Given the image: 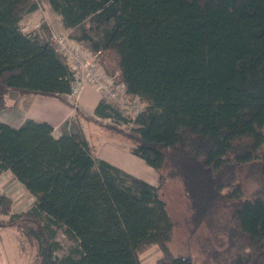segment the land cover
Instances as JSON below:
<instances>
[{
  "label": "trees",
  "instance_id": "obj_1",
  "mask_svg": "<svg viewBox=\"0 0 264 264\" xmlns=\"http://www.w3.org/2000/svg\"><path fill=\"white\" fill-rule=\"evenodd\" d=\"M48 2L66 37L124 85L123 100L142 104L131 119L100 99L93 115L112 121L103 125L129 139L158 183L93 153L77 120L84 114L64 98L73 84L67 56L45 20L22 23L37 2L0 0V113L11 92L74 108L62 133L45 121L0 120V175L33 197L13 212L0 191V221L35 247L36 264H141L153 246L155 264H195L168 246L174 221L163 189L179 179L193 226L229 210L214 264H264V185L245 196L238 183L240 167L257 159L264 183V0ZM58 232L74 242L60 257Z\"/></svg>",
  "mask_w": 264,
  "mask_h": 264
},
{
  "label": "rangeland",
  "instance_id": "obj_2",
  "mask_svg": "<svg viewBox=\"0 0 264 264\" xmlns=\"http://www.w3.org/2000/svg\"><path fill=\"white\" fill-rule=\"evenodd\" d=\"M35 1L38 4V10L24 15L22 18L25 29L34 28L41 20H45L54 36L66 37V32L61 27L60 17L53 11L48 0ZM82 51L86 52V56L90 54L83 49ZM93 61L96 62V59L93 58ZM108 61V64L113 66L112 60L108 59ZM96 64L98 63L96 62ZM87 84L93 85L98 91L94 83H86L85 85ZM110 103L117 106L123 115L131 119L142 108V104L138 101L122 100L120 105L115 102ZM87 117L90 120L93 119V115L90 113H87ZM0 119H2L1 113ZM95 120L96 123L91 122L84 129L86 140L93 153L118 168L126 169L134 177L151 180L156 185L158 174L142 159L128 150L129 139L103 125V123L112 121ZM126 126L130 128L129 125ZM66 128L71 130V123L67 127L64 124L63 130L66 131ZM9 178L7 174L0 175V191L7 192L12 198L13 212H20L32 203L33 197L17 181H8ZM238 183L242 186L245 196H249L252 191L264 185L260 159L240 167ZM163 198L166 202L167 211L174 221L172 237L168 242L172 254L190 256L195 264H214L216 258L221 254L223 244L226 242L223 232L225 233L228 228L229 210L222 208L215 216L211 217V220L207 218L199 225L193 226L188 217L190 213L188 201L179 179L166 182ZM3 219L0 221V264H36L35 247L29 241L24 240L14 226L4 222ZM57 240L61 244V249L56 253L58 257L66 254L69 248L74 246V242L67 239L61 232H58ZM160 255L161 252L158 247H150L140 255L141 264H155Z\"/></svg>",
  "mask_w": 264,
  "mask_h": 264
},
{
  "label": "crops",
  "instance_id": "obj_3",
  "mask_svg": "<svg viewBox=\"0 0 264 264\" xmlns=\"http://www.w3.org/2000/svg\"><path fill=\"white\" fill-rule=\"evenodd\" d=\"M64 98L74 103L79 109L80 113L86 116L85 117L82 115L77 117V120L79 119L78 122L81 131L85 137L84 129L86 128L87 124L95 122V119H98L94 117L93 113L95 106L101 99L99 92L93 85L87 84L81 88L79 92L75 93L74 95H67V97L64 96ZM9 100L12 106L9 109L1 112L2 119L0 120L14 126L22 124L27 119H32L38 122H48L53 126L54 132L62 133L65 131L63 130L65 122L70 121V118L74 114V108L69 107L63 101L56 98H48L39 95L20 96L15 92H11L9 95ZM87 113L93 115V119H91L93 121L87 117ZM67 129L68 128H66V130ZM120 169L129 173L126 169ZM6 174L9 176L8 173ZM143 180L154 185L151 180Z\"/></svg>",
  "mask_w": 264,
  "mask_h": 264
},
{
  "label": "built area",
  "instance_id": "obj_4",
  "mask_svg": "<svg viewBox=\"0 0 264 264\" xmlns=\"http://www.w3.org/2000/svg\"><path fill=\"white\" fill-rule=\"evenodd\" d=\"M57 48L64 53L70 64L73 74L72 92L74 95L86 83H94L99 91L100 98L106 102H115L120 105L123 100L124 85L115 84L113 80L103 71L99 64L93 61L96 55H90L83 52L81 47L74 41L63 36H53ZM112 104V103H111ZM100 121H109L110 119H101ZM130 127H133L132 122H128Z\"/></svg>",
  "mask_w": 264,
  "mask_h": 264
}]
</instances>
